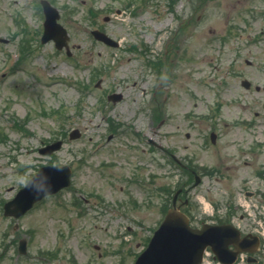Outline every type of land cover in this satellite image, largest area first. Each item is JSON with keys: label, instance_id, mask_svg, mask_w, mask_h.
Wrapping results in <instances>:
<instances>
[{"label": "rangeland", "instance_id": "1", "mask_svg": "<svg viewBox=\"0 0 264 264\" xmlns=\"http://www.w3.org/2000/svg\"><path fill=\"white\" fill-rule=\"evenodd\" d=\"M34 1L0 0V264H132L179 188L194 226H264V0H55L71 55L41 43ZM173 155L209 171L195 186ZM49 164L69 165L71 185L5 216Z\"/></svg>", "mask_w": 264, "mask_h": 264}, {"label": "water", "instance_id": "2", "mask_svg": "<svg viewBox=\"0 0 264 264\" xmlns=\"http://www.w3.org/2000/svg\"><path fill=\"white\" fill-rule=\"evenodd\" d=\"M56 9H51L52 19L48 27H53L54 19L58 17ZM58 27L55 33H47L43 41L54 37L58 47L67 46L69 36L66 30ZM97 37L105 42L116 45L104 33L94 31ZM63 44V45H62ZM68 47V46H67ZM243 85L250 87V82L243 81ZM110 99L114 102L121 99V95L112 94ZM72 134V138L77 137ZM62 141L56 142L42 151L51 153L60 149ZM71 169L69 166H45L34 175L22 188L16 197L5 205V214L19 217L30 210L33 205L47 194L56 193L61 188L70 184ZM247 238L240 239V232L232 225L212 226L205 225L203 229L190 227L188 217L178 208L169 211L160 229L156 232L149 248L138 258L136 264H198L201 261L203 250L211 245L219 258L226 263H232L239 252L247 250ZM24 241V245H25ZM230 244H235L237 250H228ZM240 244V245H239Z\"/></svg>", "mask_w": 264, "mask_h": 264}, {"label": "flooded vegetation", "instance_id": "3", "mask_svg": "<svg viewBox=\"0 0 264 264\" xmlns=\"http://www.w3.org/2000/svg\"><path fill=\"white\" fill-rule=\"evenodd\" d=\"M51 1H53V0H51ZM40 3H41V1H39V4H40ZM187 137H189V133H187ZM217 141H218V140H217ZM216 143H217V142H216ZM216 143H214L213 145H216ZM206 145H208L207 142L205 143V146H206ZM177 161H178V160H177ZM183 161H184L185 163H182ZM178 162H180V161H178ZM182 162H181V165H182V167H183L182 172H183V174L186 175V176L189 175V177H195V178H196V177H200L201 174H202V175H205V174L209 171V170L207 169V168H209V167L205 166L204 164H198V163L195 162V160L189 159L188 157L185 158L184 160H182ZM185 203L188 205L189 200H185ZM231 220H233V218H232ZM205 222H206V221H203V224H204ZM228 222H229V221H228ZM228 222H224V223H228ZM211 223L219 224L220 221L214 219V220L211 221ZM255 226H256V225H253V226H252V227H253V230L255 229ZM248 233H249V234H254L253 231H249ZM260 242H261V239H260ZM260 245H262V243H260ZM262 246H263V245H262ZM249 248H250V249H253V246H249ZM262 256H263V258H264V248H263V247H260V248L258 249V251L255 252V253H252V252L247 253L246 256H245V260H246V263H247V264H251L250 262H252L253 259H255V262H256V263H254V264H259V263L261 262V260H262Z\"/></svg>", "mask_w": 264, "mask_h": 264}]
</instances>
